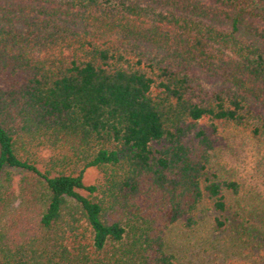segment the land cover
Here are the masks:
<instances>
[{"label": "trees", "instance_id": "1", "mask_svg": "<svg viewBox=\"0 0 264 264\" xmlns=\"http://www.w3.org/2000/svg\"><path fill=\"white\" fill-rule=\"evenodd\" d=\"M263 118L264 0H0V264H264L214 152Z\"/></svg>", "mask_w": 264, "mask_h": 264}, {"label": "rangeland", "instance_id": "2", "mask_svg": "<svg viewBox=\"0 0 264 264\" xmlns=\"http://www.w3.org/2000/svg\"><path fill=\"white\" fill-rule=\"evenodd\" d=\"M197 74L202 85L208 90L219 88L223 84L220 77L209 72L197 69ZM255 123L262 127L261 137L252 136L247 132L233 133L222 142L218 141L214 152L219 167L228 174H233L240 181V200L248 209L263 210L264 118ZM43 154L48 155L46 151ZM6 171L12 172L13 184L17 185L22 172L11 168H7ZM5 173L1 183L5 182ZM84 180L87 184H99L102 182V172L96 167L88 168L84 174ZM169 233L170 245L178 255L179 264H198L204 261V257H213L205 253L202 248L200 249V246L197 247L195 233L183 230L180 226L173 227ZM243 255L244 261L238 264H250L256 260L253 256ZM207 264H213V262H207Z\"/></svg>", "mask_w": 264, "mask_h": 264}]
</instances>
